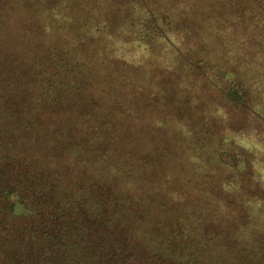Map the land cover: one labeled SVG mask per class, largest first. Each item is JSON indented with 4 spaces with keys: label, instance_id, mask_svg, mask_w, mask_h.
I'll use <instances>...</instances> for the list:
<instances>
[{
    "label": "rangeland",
    "instance_id": "obj_1",
    "mask_svg": "<svg viewBox=\"0 0 264 264\" xmlns=\"http://www.w3.org/2000/svg\"><path fill=\"white\" fill-rule=\"evenodd\" d=\"M178 1L159 0L158 5L175 15ZM7 2L12 7H6ZM145 4L144 0H0V87L17 90L30 119L29 132L16 129L15 133L14 126L7 132L0 128V166L2 147L11 150L8 143L23 162L37 166L32 171L87 197L88 203L109 197L135 205L143 215L139 218L143 231L157 228V234L164 236L167 230L166 235L175 231L180 236L182 229L191 226L195 234L211 240L219 253L233 255L232 264H264V175H260L264 144L253 135L264 136V125L251 111L215 106L217 92L207 89L203 79H191V70L185 69L191 64L184 43L163 39L161 32L152 30L156 23ZM104 12L110 18L102 30L95 22H86L88 15L100 19ZM128 14L129 25L133 22L144 33L151 32L135 44L143 61L133 57L132 44L118 46L116 37L110 35ZM102 33L107 35L106 44ZM151 40L155 47L146 53L143 49ZM115 46H129L120 53L127 62L119 79L100 72L93 53L99 57L98 50L102 59L114 64L116 58L111 54ZM61 54L69 55L68 63L54 60ZM149 57L151 61L146 60ZM39 59L47 61L43 69L49 80L42 78L44 81L32 84L33 65ZM78 59L87 62L69 72L72 67L68 64H77ZM128 62L141 65L146 75L137 87L130 84L133 75L128 72ZM156 76L159 84L151 79ZM45 81L51 85L56 81L57 92L37 85ZM6 94L0 96L3 110L12 108V99ZM201 103L209 106L201 108ZM191 106L195 113L203 110L194 120ZM228 129H232L229 134L239 136L238 141L235 137L226 142L220 153ZM24 135L33 141L30 137L23 141ZM54 136L61 142L49 145ZM28 140L32 145L27 146ZM197 146L207 147L214 156L198 151ZM232 155L244 156L248 166L231 169L227 157ZM12 168L11 164L6 170L2 167L3 174ZM165 212L168 217H163ZM204 261L214 263L208 257Z\"/></svg>",
    "mask_w": 264,
    "mask_h": 264
},
{
    "label": "trees",
    "instance_id": "obj_2",
    "mask_svg": "<svg viewBox=\"0 0 264 264\" xmlns=\"http://www.w3.org/2000/svg\"><path fill=\"white\" fill-rule=\"evenodd\" d=\"M144 1L150 10L148 16L153 18V22L156 23L154 24L155 28L153 27L154 29L152 30L161 32L162 34H159V36L163 37V39L168 37L184 43L187 51L186 54L190 55L188 63L191 64V68L186 65L185 69L191 70V79H203L204 86L207 89L212 88L217 92L218 102L215 106L221 107L222 104H225L227 109L235 111L244 109L241 110L242 112L251 111L257 117V121L264 125V0H186L191 1V3L179 0L178 13L175 15L169 14V10L167 9L163 11L164 7L158 5L159 0ZM112 6L115 7V5ZM169 6L172 7V4ZM6 7H12V4L7 2ZM13 7L15 8V5ZM173 9L176 10V3ZM118 10L119 8L116 9V11ZM90 15H88L86 22L89 24L95 22L96 28L99 30H102L103 25L107 22L106 20L110 18V15L105 12L99 15L100 19H98V16L91 18ZM135 16L142 18L136 14ZM125 18V22L120 18L119 26L115 27V31L110 33V35L113 34L116 37L115 42L118 46L132 44L133 52L131 53H134L133 57L138 56V59L143 61L139 56V50L141 49L139 46H135V44L144 40L147 34L151 32L149 30L144 33L133 22L129 25V14ZM35 20H37L36 16ZM189 20L191 21L188 24ZM155 35L158 36L156 32ZM106 37L107 35H103L104 44L107 43ZM128 47L123 49V47L117 48L115 46L111 54V57L116 58L114 64H108L102 59V53L98 50L96 51L99 57L93 52L96 61H99L100 72H110L119 79V76L123 74V70H126L124 62H127L123 61L124 59L120 53L123 50L127 51ZM154 47L153 40H151V43L143 51L146 50L147 53V51L153 50ZM63 57L64 54H61L60 58L55 57L54 60H57L59 64L64 63L68 59L66 57H69V55L65 56V59H62ZM146 60L151 61L152 58L149 57ZM43 62H47L46 59L44 61L39 59L33 65L32 84L38 81L41 82V80L44 81L42 78L49 80L46 69H43L47 65H44ZM86 62L79 59L77 64H75V61L70 62L68 66L71 65L72 68L68 69V71L71 72L74 67ZM121 63L124 64L123 67ZM133 63H127L128 72L134 76H131L129 80L132 86L137 87L139 79L146 75H144L141 65ZM176 69L180 70V67ZM29 70L32 72L31 68ZM171 70L174 71V68ZM140 72L143 74L139 75ZM137 75L138 79L136 78ZM210 75L213 78H210ZM151 79L158 82L159 78L156 76ZM143 82L145 83L146 81L144 80ZM37 85L40 88H50L52 92H57V89H59L56 81H52V85L47 81L43 85L39 83ZM193 89L195 88L193 87ZM16 92L17 90L13 89L8 92V86L4 88L0 87V96L7 93L5 96H10L12 99V108L10 107L6 110L0 109V123H2V125L0 124V128H2V132H7L12 126H14L15 133L16 129L29 132L27 124L30 119L24 110L26 105L22 102V96L20 100L17 98ZM191 102L194 104L196 101ZM199 106L207 108L209 104L201 103ZM222 109L225 111L224 108ZM195 111L197 110H193L191 106V118L193 120L203 110H198L197 113ZM29 125L32 127V121ZM208 130L209 128L206 123V131ZM231 130L228 129V131L224 132L226 138L222 140L224 146L221 147L220 153L225 150L226 142L233 141L235 137L238 141V135L234 133L229 134ZM253 135L258 137L264 144L263 135H259L257 132L253 133ZM29 137L31 138L29 140L32 142V137L25 135L23 141ZM2 138L5 141L4 144H6L7 138L3 135ZM55 139V136L51 137L48 140V144L61 142L60 139ZM29 140L27 146L32 145ZM255 145H260V143H255ZM7 146L11 150H8L4 146L2 147L5 150L2 156L3 165L7 162H12L16 170L19 169L17 172L18 176L24 175L25 172H31L32 185L36 186L37 190L30 189L27 186H19L10 182V180L7 185H4L0 189V195L3 194V201L0 202V207L3 203L4 214H13L15 205L18 204H22V207L26 209L24 201L29 200L33 201L29 207L37 208V202L32 195L35 194L34 191L44 192L43 186H45L48 195L44 199L49 204L47 207V214L49 216H57L60 219L64 218L67 215H64L63 207H66L68 216L72 215L71 217L69 216L71 219L76 220V217H78L79 220H83L87 218L88 223L85 224L89 225L90 222L94 221L98 226L100 232L98 261L94 260L92 262L91 256H89V260H85L84 257V263L81 258L78 262L79 264H206L204 263L206 262L204 261L206 257L214 261L213 264H232L230 260L234 259L233 255L226 257L225 252L223 254L219 253L212 241L202 234H195L193 227L186 226L185 229H182L180 236L177 235V232L172 231V236H175L176 240L174 237L166 235L170 233L167 230L164 236L157 234V228L153 232L147 230V228L143 231L142 226L144 223L139 221V218H142L140 216L143 215L141 214L142 212L137 210L135 205L131 203L124 204L123 200H121L122 202L112 201L109 197H97V199L90 200L88 203L87 197L84 198L81 194H73L72 192L75 193V191L71 188L63 189L52 179L44 175L41 176L37 171L36 174L31 169L35 170L37 166L34 167L29 162H23L22 158L11 148L10 144L7 143ZM196 148L200 152L211 153L209 157L215 154V152H211L205 146H197ZM234 156L227 157L231 158V163L228 164L231 169L243 170L248 166L245 163L244 156L241 157L239 155L236 158ZM224 162L225 160L223 159ZM260 175H264V169ZM14 176L13 180L17 177L16 174ZM16 198L18 199L17 201ZM33 208L29 209L34 211ZM75 212L76 214H74ZM146 216H148V213H146ZM168 216V212L163 214V217ZM180 223L184 222L181 220ZM161 224L165 223L160 221V226L163 227ZM177 225L185 227L186 224L177 223ZM174 226H176V223L175 225L165 227V229H171ZM5 231L8 232L6 228ZM183 233L189 234L182 235ZM8 234L13 235V232H8ZM106 239H108V243ZM190 245L191 248L189 247ZM18 246L20 247L19 254H22L24 248L27 247L24 243ZM87 254L91 255L90 252ZM84 255L86 256V253ZM227 258L230 259L228 260ZM237 264H239V261Z\"/></svg>",
    "mask_w": 264,
    "mask_h": 264
},
{
    "label": "flooded vegetation",
    "instance_id": "obj_3",
    "mask_svg": "<svg viewBox=\"0 0 264 264\" xmlns=\"http://www.w3.org/2000/svg\"><path fill=\"white\" fill-rule=\"evenodd\" d=\"M10 164L13 166L11 172L3 174L2 167L6 170ZM18 171L19 169L16 170L12 162H7L4 165L2 163L0 166V189L10 180L19 186L36 189V186L32 185L31 172H25L24 175L18 176ZM15 174L17 177L13 180ZM5 187L7 188V186ZM43 188L44 192L34 191L35 194L32 195L37 202V208L29 207L33 201H24L26 209L22 207V204H18L15 205L13 214L6 215L3 212V203L1 204L0 264H79L81 258L83 262L84 257L85 260H89V256H91L92 262L98 261L100 250L98 226L94 221L89 225L85 224L88 223L87 218L83 220H79L78 217L76 220L71 219L72 215L68 216L66 207H63L64 215H67L64 218L49 216L47 214L49 204L44 199L48 195L47 189L45 186ZM1 201H3V194L0 195ZM29 208H33L34 211ZM65 218L66 220H64ZM5 228L8 232H13V235H9ZM106 242L108 243V239ZM21 243L26 244L27 247L24 248L22 254H19L20 247L18 245ZM89 252L91 255L87 254Z\"/></svg>",
    "mask_w": 264,
    "mask_h": 264
}]
</instances>
